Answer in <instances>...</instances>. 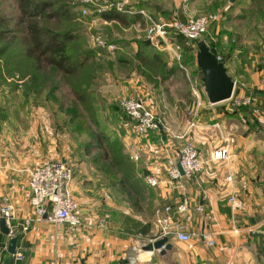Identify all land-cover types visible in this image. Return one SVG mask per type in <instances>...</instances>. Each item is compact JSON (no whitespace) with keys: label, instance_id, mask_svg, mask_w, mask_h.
Wrapping results in <instances>:
<instances>
[{"label":"rangeland","instance_id":"obj_1","mask_svg":"<svg viewBox=\"0 0 264 264\" xmlns=\"http://www.w3.org/2000/svg\"><path fill=\"white\" fill-rule=\"evenodd\" d=\"M58 1L67 5L68 16L39 23L51 30L77 32V39L69 51L74 55L84 53L90 56L88 66L93 67L94 78L84 89L92 96V103H82L81 97L72 93L62 74L24 56L25 20L20 19L15 0H0V125L4 122L5 128L11 129V135L17 134L15 145L24 148L28 144L29 148H35L40 144L42 148H51L52 161H67L74 172L73 184L81 180L85 187L82 194L85 199L106 202L107 207L114 203L120 211L128 213L127 217L121 215L125 218L118 219V216L112 220L118 227L130 231L135 240L140 219H149L152 223V206L147 199L153 195L147 194L144 175L137 171L141 167H135L134 160L129 157V148L133 145L122 142L128 134V138L136 137V134L132 131V123L119 109L120 99L133 97L145 101V95L149 96V105L158 122L165 123L177 134L175 157L186 142L194 145L193 130L203 136L202 127L210 117L202 74L196 66L185 67L202 99L194 127L190 126L193 99L184 73L179 71L176 77L162 83L160 89L146 81L144 74L149 64L153 67L151 72L156 74L163 71L159 66L162 63L171 69L175 62L166 50L144 45L146 25L137 12L145 10L153 16L178 17L182 21L200 15L218 16V22L201 39L213 44L218 57L226 58L232 75H252L264 70V0H128L125 5L121 4L123 0ZM120 7L122 12L116 10ZM108 11L123 15L126 22L133 17L138 20L125 25L106 21L101 14ZM178 41L174 42L189 47L183 40ZM182 56L181 62L184 58L188 63L192 56L195 57V52L184 51ZM150 57L156 60L150 63ZM241 82H245L246 89L242 91L246 92H240L243 86L236 81L235 94L251 98L252 107L259 114H252L250 109L243 107L238 111L264 122V94L250 86L251 78ZM53 83L56 85L54 93L47 96L45 88H50ZM39 88L40 93L36 94L35 90ZM230 103L225 101L217 106L224 110V105ZM96 136L105 137V140L96 141ZM109 143L116 144L114 148L124 155L131 169L114 164L109 155ZM126 171H131L133 176ZM133 179L140 182L135 183ZM160 204L158 200L153 214ZM150 238L138 240L136 244L145 243L141 248L151 247L153 243L147 241ZM193 241L207 248L200 239L194 238Z\"/></svg>","mask_w":264,"mask_h":264},{"label":"crops","instance_id":"obj_2","mask_svg":"<svg viewBox=\"0 0 264 264\" xmlns=\"http://www.w3.org/2000/svg\"><path fill=\"white\" fill-rule=\"evenodd\" d=\"M226 62L225 59L227 74L243 86L240 92H246H243L246 87L244 81L251 78L250 86L264 94V70L252 75L243 73L234 76ZM160 88L161 84L156 87ZM145 98L149 105L147 94ZM206 106L210 117L202 127L203 136L192 131L195 143L191 142L202 163L201 172L193 179L182 178L179 182L168 183L166 160L168 157L176 158L174 142L177 136L165 123H160L159 130L147 136L128 138V134L121 139L124 145H133L137 149L140 158L134 164L137 168L141 167L137 171L144 176H153L159 182L153 188L146 185L143 179L147 194L154 196L147 199L153 216H150L152 223L149 219H140L135 240L130 231L118 227L112 220L118 216V219L125 218L128 213L120 211L114 203L107 207L106 202L102 204L95 199H85L82 196L85 187L80 180L76 185L72 182L70 191L73 196L75 193L80 205L82 226L71 229L44 220L33 224L24 239L22 248L27 258L23 264H264L261 257L264 244V122L248 118L230 105H224V110L217 104L207 103ZM3 123L0 125V206L11 205L18 221H22L32 215L28 174L52 161L54 155L51 148H42L40 144L35 148H29L28 144L24 148L20 144L15 145L17 134L11 135V129L5 128ZM39 142L42 141L39 139ZM225 146L228 147L229 160H212V152ZM204 194L207 200L202 201ZM232 194L242 204V208L234 213H231L227 202ZM183 198H188L191 205L198 203L204 206L203 215L192 212L188 228L197 233L212 234L215 241L213 247L198 246L197 241L180 243L170 239L169 250L155 253V250L145 251V247L136 244L138 240L143 241L152 235L157 210L166 205L175 206ZM158 200L162 206L156 207L153 214ZM105 212L109 213L108 224L100 228L97 219ZM207 215H212L215 220L207 219ZM145 225L148 229L144 234L146 230L142 228ZM7 245L6 236L0 233V264L8 255Z\"/></svg>","mask_w":264,"mask_h":264},{"label":"built area","instance_id":"obj_3","mask_svg":"<svg viewBox=\"0 0 264 264\" xmlns=\"http://www.w3.org/2000/svg\"><path fill=\"white\" fill-rule=\"evenodd\" d=\"M88 1V0H84ZM128 0H123L122 5L127 4ZM122 12V7L116 9ZM138 16L144 21L145 37L144 40L151 45H155L159 50H166L168 55L179 64L184 73L188 84L191 97L193 99L190 126H195V119L202 107L201 93L196 84L190 79L188 70L181 64V45L174 42V38L180 37L187 46L194 43L205 35L209 28L218 22V16L208 14L188 18L185 21L178 17L153 16L145 10L137 12ZM218 59L220 57H217ZM234 81V90L231 98L228 100L231 106L250 109L253 113L259 114L257 109L252 107V99L249 97L235 94L236 80ZM230 106V107H231ZM233 108V107H232ZM119 109L129 119L133 125V130L137 136H147L151 132H156L160 128V123L156 119L152 107L146 101L140 98H124L119 101ZM129 157L134 162L139 161V154L135 146L129 148ZM230 155L228 147H222L212 152V160L226 162ZM179 163L183 171L180 175L176 164ZM202 169L199 153L193 144L186 142L178 151L176 158L168 157L166 160V173L168 183L179 182L182 178L193 179ZM144 182L149 187H157L158 180L153 176H144ZM74 180V172L70 164L63 160L48 161L37 168L31 170L28 174V190L30 193L29 206L32 211L30 217L18 221L14 208L11 205L4 204L0 206V218H3L8 229L6 236L9 241L17 238V246L13 256L14 264L24 259V239L27 232L33 224L43 221V214L47 211V217L44 221L50 224L66 225L71 229L82 226V216L80 214V205L71 194L70 186ZM202 201L207 200L206 195L202 196ZM231 213L242 208L241 202L234 194L227 199ZM203 215L204 206L196 203L191 205L188 198H183L175 206L166 205L161 210L156 211L154 231L148 242L154 243L156 240L167 238L180 243H190L194 238L200 239L205 247L211 248L215 245L212 234L200 232L195 233L188 228V223L192 221V212ZM207 219L214 221L212 215H207ZM109 220V213L105 212L97 219L98 227H106ZM145 243L140 244V246ZM143 248V247H142ZM6 250V248H5ZM264 263V244L261 253Z\"/></svg>","mask_w":264,"mask_h":264},{"label":"trees","instance_id":"obj_4","mask_svg":"<svg viewBox=\"0 0 264 264\" xmlns=\"http://www.w3.org/2000/svg\"><path fill=\"white\" fill-rule=\"evenodd\" d=\"M17 4V9L19 12V16L21 20H25V30L27 34V40L24 45V56L34 60L35 63L38 65L47 66L53 68L58 73L62 74L64 79L68 82L72 93L79 95L80 101L82 103L90 102L92 103V96L85 91L87 84L94 78L93 67L88 66L91 64L90 56L87 54H80L74 55L72 54L69 49L71 45L77 39V32L71 29L66 30H51L47 29L46 27L40 25V21H49L60 19L62 17L68 16V7L64 2H60L58 0H15ZM102 18L106 21L118 22L120 24H130L138 20V17H133L131 20L126 22V18L115 12V11H108L101 14ZM175 40L179 39L182 41L180 37L174 38ZM178 41V42H179ZM198 41L205 42L208 47L209 51L212 55L216 58L217 51L213 48L212 43L206 42V40L200 39ZM196 41V42H198ZM183 42V41H182ZM196 42L194 45L185 47V45H181V57H183L184 51H194L196 49ZM144 45L149 46V44L144 41ZM194 56V55H193ZM190 58V62L188 63L182 59L181 64L184 67L188 66H195V57ZM221 59L225 60V57H221ZM156 60L155 58L150 57V63ZM145 60L143 61L144 64ZM175 62V61H174ZM159 64V63H158ZM163 68V71L157 72L153 74L152 66L148 65V70L145 72V79L148 83H152L153 87H158L160 84L168 81L171 77L175 76L179 71L182 70L179 67V64L175 62V67L169 69L166 67L164 63L159 65ZM90 68V69H89ZM176 68V69H175ZM197 68V67H196ZM198 69V68H197ZM199 70V69H198ZM200 71V70H199ZM201 72V71H200ZM183 73V72H182ZM202 74V72H201ZM74 77V78H73ZM157 78L159 80H157ZM75 82V85L72 83ZM56 85L53 83L51 87H47V96L52 95ZM35 90V89H34ZM38 90V91H37ZM40 88L35 90V93H40ZM85 95L88 98H85ZM91 108L93 109L92 105ZM242 107H238L237 110H241ZM94 109L93 112L94 113ZM121 111V110H120ZM126 117V116H125ZM127 118V117H126ZM128 119V118H127ZM129 120V119H128ZM105 140V137L96 136L95 140ZM115 142V141H111ZM116 146L115 143H109V148L111 152H109L110 158H113L114 164L116 166H120L119 164H123L124 167L127 169L130 167L132 168L129 162L125 159L122 153L118 152L114 147ZM128 174L132 175L131 171H126ZM133 176V175H132ZM133 178V177H132ZM136 181L135 183L140 182L138 179H133ZM148 226L145 225L142 229H148ZM140 229V230H142ZM141 232V231H140ZM147 230L144 232V234ZM24 254V260H26L27 255ZM7 255V254H6ZM9 255H7L4 259V262L8 261ZM23 261L16 262L15 264H23Z\"/></svg>","mask_w":264,"mask_h":264},{"label":"water","instance_id":"obj_5","mask_svg":"<svg viewBox=\"0 0 264 264\" xmlns=\"http://www.w3.org/2000/svg\"><path fill=\"white\" fill-rule=\"evenodd\" d=\"M232 1V0H230ZM195 66L202 72V85L205 97L210 105H216L228 101L234 90V81L227 74L224 67V60L216 58L209 51L208 45L203 41L196 42L195 50ZM176 167L183 176V171L180 164L177 163ZM47 217V211L43 214V219ZM8 229L5 225L3 218H0V233L3 236L8 235ZM17 246V238H12L8 241L7 254L9 255L8 261L3 264H14L13 256ZM171 248L167 238L156 240L151 247H145V251H159L164 253Z\"/></svg>","mask_w":264,"mask_h":264}]
</instances>
